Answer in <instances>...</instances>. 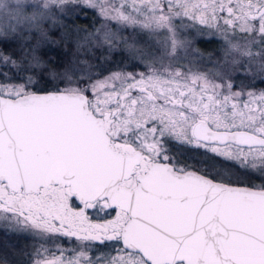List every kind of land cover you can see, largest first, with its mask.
<instances>
[{
  "label": "snow or ice",
  "instance_id": "obj_1",
  "mask_svg": "<svg viewBox=\"0 0 264 264\" xmlns=\"http://www.w3.org/2000/svg\"><path fill=\"white\" fill-rule=\"evenodd\" d=\"M70 4L35 0L10 29L24 41L20 54L0 52V224L26 227L43 241L34 264H264V183L181 167L167 147L194 145L264 180V92L235 91L231 75L209 78L162 61L148 73L104 69L99 78L85 62L75 69L81 75L53 90L43 76V87L21 77L39 67L36 52L54 43ZM83 4L119 26L163 29L171 58L186 47L177 37L191 19L210 24L224 45L242 41L236 78H249L246 64L264 62V0ZM117 31L105 27L90 49L99 42L110 51ZM63 238L83 249L119 245L122 255L84 259L81 250L65 258Z\"/></svg>",
  "mask_w": 264,
  "mask_h": 264
},
{
  "label": "trees",
  "instance_id": "obj_2",
  "mask_svg": "<svg viewBox=\"0 0 264 264\" xmlns=\"http://www.w3.org/2000/svg\"><path fill=\"white\" fill-rule=\"evenodd\" d=\"M60 27L55 29L52 34L54 43L41 45L36 55L40 57L41 63L39 67L28 72H20L21 77L31 76L33 81H40V86L43 87L45 81L40 80L41 76L45 80L50 81L49 90H53L56 86L64 87L67 83V76L75 77L82 73L76 72L75 69L81 68L86 62L92 65L91 71L99 78V74L107 69L111 71L114 66H121L122 62L127 63L130 58L123 50V47L115 41L111 43L115 45L108 49V44H100L96 42L99 50L89 47V40L95 41V37L100 36L106 26L102 24V19L98 13L91 8H67L58 16ZM120 33H124L120 31ZM128 33L129 31H125ZM143 46H147L141 32L136 33ZM118 35V34H117ZM132 36V35H131ZM36 37L33 35L32 44H35ZM24 44L23 39L19 35V30L16 32H8L6 37L0 36V52H6L9 55H19ZM224 43L216 38L199 39L197 40L198 50L206 57L211 59L221 58ZM99 57V64L97 61ZM205 62V61H204ZM206 64V65H205ZM202 66L213 65L212 60L205 62ZM108 72H104L106 75ZM11 75V73H9ZM0 81L4 82V78L0 77ZM63 81V83H62ZM253 82L252 80H247ZM172 148L177 152V162L181 167L188 166L196 168L203 173H209L212 176H230L233 181L243 182L245 184L259 185L264 183V180L259 178V174L249 175L248 172L256 170L249 169L248 171L241 168L233 167L218 159L210 151L202 148H197L194 145H181L172 143ZM228 170V172H226ZM226 172V174H225Z\"/></svg>",
  "mask_w": 264,
  "mask_h": 264
},
{
  "label": "rangeland",
  "instance_id": "obj_3",
  "mask_svg": "<svg viewBox=\"0 0 264 264\" xmlns=\"http://www.w3.org/2000/svg\"><path fill=\"white\" fill-rule=\"evenodd\" d=\"M35 0H0V30H5L8 32L14 26H16L18 21H22L26 16H29L33 9L29 5L33 4ZM197 2V0H193ZM79 4L80 6H77ZM74 7H83L94 9L102 19V24L108 28H111L113 31L118 29L124 33L117 31V42L123 47V50L128 55L127 63L122 62L121 66L117 65L109 71H123L131 72L133 74L139 73H148L152 69H160L162 67L161 61L164 66L173 65V66H184V70L187 71L191 69L193 72L203 73L208 75L209 78L212 77V74H219L223 76H232L231 82L237 87L235 91H251L256 93L264 92V73L261 72V63L262 61H255L251 64H246V67L251 75L248 79L236 78V72L241 71L240 64H233V60L245 62L244 58L239 55V48L242 45L240 40H232L231 45H236V49H232L231 45H224L222 50V57L211 59V57L204 56L197 48V40L199 39H209L216 38L222 41V38L218 33H215V29L211 25H201L198 20L192 21L189 19L188 29L184 32L178 34L177 39L184 41L186 47L178 48L177 52L174 54L175 58L166 56V38L167 33L163 29L156 30L155 33H151L147 29H141V34L144 37L142 40L153 42L156 44L155 47H145L138 38V35L130 30H133V26H119L114 21H110L102 16L99 8H93L92 6L83 4V0H71V4L64 8L65 11L67 8ZM214 23V22H213ZM125 29H129L128 33H125ZM136 29V28H135ZM132 35V36H131ZM253 51H258L254 48ZM199 53V55H197ZM192 59V60H191ZM212 60L213 65H208L206 67L202 66L205 62ZM205 61V62H204ZM206 65V64H205ZM108 74V73H107ZM106 74V75H107ZM252 80L253 82L247 81ZM1 82V81H0ZM257 103L259 101L257 100ZM255 170V169H253ZM226 174V172H225Z\"/></svg>",
  "mask_w": 264,
  "mask_h": 264
},
{
  "label": "flooded vegetation",
  "instance_id": "obj_4",
  "mask_svg": "<svg viewBox=\"0 0 264 264\" xmlns=\"http://www.w3.org/2000/svg\"><path fill=\"white\" fill-rule=\"evenodd\" d=\"M125 30L129 31V29ZM130 31L134 33L142 32L135 28ZM145 44L150 48L156 46L155 43L148 41H145ZM167 147L169 148L168 155L174 157L177 161V152L172 148V143L167 144ZM189 169L198 170L192 167H189ZM200 172L203 173L202 171ZM226 172H228V170H226ZM42 243L43 241L36 237L34 233L26 227L5 230L3 225L0 224V264H34L35 260L40 259V257L35 255V251L40 248ZM57 243L59 244L60 249L64 250L65 258L76 256L81 250H84L87 253L84 259L89 257L97 258L100 256H112L115 258L117 255H122V253L114 250L119 249V245L110 244L108 248L97 249L96 244L93 243L91 248L83 249L80 246L82 242L73 241L72 238H63L62 241H58ZM45 247L51 249L52 255L59 258V253L55 251L52 244H45ZM49 258L52 257L49 256ZM81 264H83V262H81Z\"/></svg>",
  "mask_w": 264,
  "mask_h": 264
},
{
  "label": "water",
  "instance_id": "obj_5",
  "mask_svg": "<svg viewBox=\"0 0 264 264\" xmlns=\"http://www.w3.org/2000/svg\"><path fill=\"white\" fill-rule=\"evenodd\" d=\"M190 170L196 171V170H194V169H190ZM201 174H203V173H201Z\"/></svg>",
  "mask_w": 264,
  "mask_h": 264
}]
</instances>
